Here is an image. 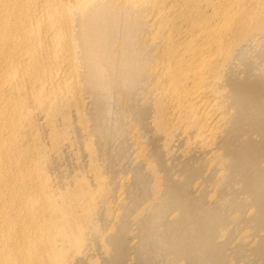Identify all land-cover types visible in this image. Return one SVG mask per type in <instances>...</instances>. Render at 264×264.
I'll list each match as a JSON object with an SVG mask.
<instances>
[{
    "label": "bare ground",
    "instance_id": "obj_1",
    "mask_svg": "<svg viewBox=\"0 0 264 264\" xmlns=\"http://www.w3.org/2000/svg\"><path fill=\"white\" fill-rule=\"evenodd\" d=\"M0 264H264V0H0Z\"/></svg>",
    "mask_w": 264,
    "mask_h": 264
}]
</instances>
